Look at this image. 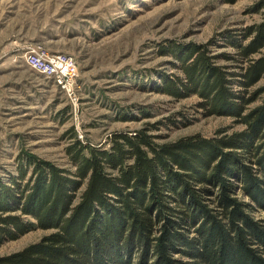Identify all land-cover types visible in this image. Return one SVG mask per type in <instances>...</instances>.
<instances>
[{"label":"trees","instance_id":"16d2710c","mask_svg":"<svg viewBox=\"0 0 264 264\" xmlns=\"http://www.w3.org/2000/svg\"><path fill=\"white\" fill-rule=\"evenodd\" d=\"M239 36L229 37L235 53L220 56L227 66L212 41L160 50L183 74L160 90L195 94L206 116H230L243 130L162 144L147 129L114 132L109 148L73 135L71 172L19 152L15 172L0 178V245L52 231L0 264H264V226L246 212L264 210V85L250 90L264 75V19Z\"/></svg>","mask_w":264,"mask_h":264},{"label":"rangeland","instance_id":"374dc122","mask_svg":"<svg viewBox=\"0 0 264 264\" xmlns=\"http://www.w3.org/2000/svg\"><path fill=\"white\" fill-rule=\"evenodd\" d=\"M255 5L257 11L250 12ZM263 19L264 0H0V178L15 172L21 151L74 171L65 151L73 135L109 148L114 132L147 129L162 144L243 130L230 116H206L195 94L177 99L163 93L164 78L183 74L174 56L160 50L212 41V54H233L229 37L238 40L241 29ZM33 45L74 58L71 91L26 64ZM216 64L231 61L220 57ZM262 85L264 75L250 90ZM246 212L264 226V210ZM51 231L36 228L6 241L0 256Z\"/></svg>","mask_w":264,"mask_h":264},{"label":"built area","instance_id":"2783aa9c","mask_svg":"<svg viewBox=\"0 0 264 264\" xmlns=\"http://www.w3.org/2000/svg\"><path fill=\"white\" fill-rule=\"evenodd\" d=\"M25 62L33 70L55 78L65 90L71 91L77 75L76 62L71 55L33 45L26 52Z\"/></svg>","mask_w":264,"mask_h":264}]
</instances>
